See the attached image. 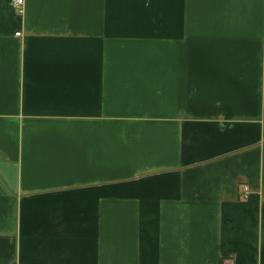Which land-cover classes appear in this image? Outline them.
I'll use <instances>...</instances> for the list:
<instances>
[{"label": "crops", "instance_id": "obj_1", "mask_svg": "<svg viewBox=\"0 0 264 264\" xmlns=\"http://www.w3.org/2000/svg\"><path fill=\"white\" fill-rule=\"evenodd\" d=\"M11 2L0 264H264V0Z\"/></svg>", "mask_w": 264, "mask_h": 264}, {"label": "built area", "instance_id": "obj_2", "mask_svg": "<svg viewBox=\"0 0 264 264\" xmlns=\"http://www.w3.org/2000/svg\"><path fill=\"white\" fill-rule=\"evenodd\" d=\"M11 4L17 11H19L21 13V12H23L24 6L26 4V0H12ZM18 35H20V33H18ZM223 264H234V262L225 261V262H223Z\"/></svg>", "mask_w": 264, "mask_h": 264}]
</instances>
